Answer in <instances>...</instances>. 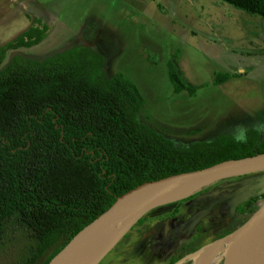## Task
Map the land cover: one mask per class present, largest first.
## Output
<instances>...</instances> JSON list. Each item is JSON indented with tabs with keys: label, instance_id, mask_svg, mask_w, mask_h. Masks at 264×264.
I'll use <instances>...</instances> for the list:
<instances>
[{
	"label": "rangeland",
	"instance_id": "374dc122",
	"mask_svg": "<svg viewBox=\"0 0 264 264\" xmlns=\"http://www.w3.org/2000/svg\"><path fill=\"white\" fill-rule=\"evenodd\" d=\"M34 18L48 25L46 37L36 46L9 51L2 67L15 55L41 60L88 46L104 56L108 77L122 72L136 85L144 99L139 120L176 145L219 135L243 140L254 131L264 137L261 16L223 0H0V44ZM168 61L183 83L195 88L193 96L174 92ZM217 73L238 74L215 85ZM262 180L264 170L219 178L187 198L149 210L97 264H169L184 251L193 253L203 237L212 242L227 236L264 202ZM245 183L254 188H242ZM199 200L209 205L201 209ZM219 251L200 258H215ZM215 264L226 263L221 257Z\"/></svg>",
	"mask_w": 264,
	"mask_h": 264
},
{
	"label": "trees",
	"instance_id": "16d2710c",
	"mask_svg": "<svg viewBox=\"0 0 264 264\" xmlns=\"http://www.w3.org/2000/svg\"><path fill=\"white\" fill-rule=\"evenodd\" d=\"M223 1L264 18V0ZM47 33L34 18L0 44V264H48L144 183L264 153L255 131L243 140L219 135L176 145L139 120L144 99L136 85L122 72L108 77L104 56L88 46L41 60L15 55L2 67L9 51L36 46ZM167 71L175 93H195L172 61ZM233 75L217 73L213 83Z\"/></svg>",
	"mask_w": 264,
	"mask_h": 264
},
{
	"label": "water",
	"instance_id": "95a60500",
	"mask_svg": "<svg viewBox=\"0 0 264 264\" xmlns=\"http://www.w3.org/2000/svg\"><path fill=\"white\" fill-rule=\"evenodd\" d=\"M239 171V174H247L256 171L264 170V153L256 154L249 157L239 158V159H231L222 161L218 164L213 166L196 170L192 172L181 173L177 175H173L164 179H160L153 182L144 183L135 189L131 190L130 192L122 195L119 197L115 203L101 216L96 218L92 221L89 225H87L83 230L77 233L52 259L49 261L48 264H87L88 260L96 259L94 264H97L106 254L107 252L121 239V237L136 223L140 218H142L149 209L146 207V204L153 201L156 197L161 196L163 194H167V196L172 199L170 202L166 203H174L176 201L182 200L194 194L195 192L211 185L219 178L227 177V176H234V175H215L210 179L199 183H193V179L203 177L204 174L207 172H215L221 173L225 171ZM237 175V174H236ZM183 178H189L192 180H188L186 183L181 185V181ZM252 178H248L246 180L251 182ZM264 186V180L261 181L259 186ZM150 188V190L142 196L139 203L135 206L132 215L128 218L123 217L115 212L112 211L113 207L116 205L120 198L127 196L128 194L139 195L144 193L146 189ZM254 187L246 185V190H252ZM241 198V197H240ZM240 198H236L235 201H238ZM237 204V202H235ZM163 204V205H166ZM235 204V206H236ZM162 205V206H163ZM161 207V206H160ZM234 205L232 206V208ZM264 216V202L260 205V207L253 213L246 223L238 228L237 230L233 231L232 233L224 236L222 238H218L213 240L210 244H208L206 248H210L216 245H225L227 244L228 239L233 238L234 236H238L239 232H244L248 230L249 241L252 243L254 239L255 230L260 224L259 220L261 217ZM111 229H116V232L113 236V239L108 243H101L95 247L89 248H82L78 253L73 254V249L76 248L82 241L88 239L90 233L101 225L106 224ZM203 249V248H202ZM199 249L198 251L190 254L188 259L195 261L197 258V254L202 250ZM71 257H74L73 259ZM238 260H234L232 262H227L225 258H223L224 263L228 264H241L243 262L244 254L240 252L238 255ZM236 258V259H237ZM72 259V260H71ZM184 261V259L177 261L175 264H180Z\"/></svg>",
	"mask_w": 264,
	"mask_h": 264
},
{
	"label": "bare ground",
	"instance_id": "6f19581e",
	"mask_svg": "<svg viewBox=\"0 0 264 264\" xmlns=\"http://www.w3.org/2000/svg\"><path fill=\"white\" fill-rule=\"evenodd\" d=\"M239 173V171L234 170L225 171L221 173L207 172L206 174H204L203 177L193 179L192 184L195 182L199 183L205 181L215 175H236ZM188 180L192 179L183 178L180 184L183 185ZM149 190L150 188L146 189L142 194H128L127 196L120 198L116 205L113 207L112 211L123 217H130L135 206L139 203L142 196H144ZM171 200L172 199H170L167 194H163L161 196L156 197L153 201L147 203L146 207L149 210H152L156 207L161 206L162 204L170 202ZM259 222L260 224L264 225V216L261 217ZM115 232L116 229H111L110 227H108L107 223L97 228H94V230L90 233L88 239L82 241L76 248L73 249L72 255H74V253H78L80 250H82L83 247L89 248L98 246L101 243H108L113 239ZM249 236L251 237L250 234L248 235V230H245L244 232H239L238 236H234L233 238L228 239L226 246L216 245L210 248L202 249L197 254V258L193 262V264H215V262H217L221 257L225 258V260L229 263L234 260H238L237 257L240 252L243 253L245 257L241 264H264V226L261 235L254 236L252 243L248 242ZM213 251H219V253L215 255L217 257L211 258L204 256L203 258H200L203 255H207ZM71 258L73 259L74 257ZM95 262L96 259H91L88 260L87 264H94Z\"/></svg>",
	"mask_w": 264,
	"mask_h": 264
},
{
	"label": "crops",
	"instance_id": "0c3cea01",
	"mask_svg": "<svg viewBox=\"0 0 264 264\" xmlns=\"http://www.w3.org/2000/svg\"><path fill=\"white\" fill-rule=\"evenodd\" d=\"M237 74H238V73H237ZM223 83H224V82H223ZM220 84H222V83H220ZM215 85H219V84H215ZM193 95H194V94H193ZM193 95H192V96H193ZM245 137H246V136H245ZM245 137H244V138H245ZM168 138H169V137H168ZM199 141H208V140H199ZM203 201H204V200H202V201H198V202H199L198 205H200L201 209H203V208H205V207H207V206L209 205V203L205 205V203H204ZM214 206L217 207V206H219V204H216V203H215ZM147 217H148V218H152L153 216H145L143 219H145V218H147ZM144 226H145V225H144ZM144 226H143V227H144ZM174 229H175V228H174ZM206 241H207V236L201 238L200 241H199L198 243H195L196 245L194 244V246H196V247H195L196 249H195L194 252H196V251H198L199 249H202V248L205 249V247H207L208 244L211 243V242H206ZM153 244L155 245V246L153 245V247H154L155 250H154V252H153V255H152L151 253L149 254V257L152 256L151 259L156 257V248H155V247H156V243H153ZM194 252H193V253H194ZM190 254H192V252H191ZM190 254H186V255H184L183 257H181L179 260L184 259V261H183L182 263H180V264H188V260H189V259H188V256H189ZM149 257H148V256L146 257L145 262H147V261L149 260ZM179 260H177V261H179ZM177 261H176V262H177ZM176 262H175V263H176ZM193 262H194V261H192L191 264H193ZM175 263H174V264H175Z\"/></svg>",
	"mask_w": 264,
	"mask_h": 264
},
{
	"label": "flooded vegetation",
	"instance_id": "af4514ba",
	"mask_svg": "<svg viewBox=\"0 0 264 264\" xmlns=\"http://www.w3.org/2000/svg\"><path fill=\"white\" fill-rule=\"evenodd\" d=\"M199 201H202V200H199ZM218 239V238H217Z\"/></svg>",
	"mask_w": 264,
	"mask_h": 264
}]
</instances>
